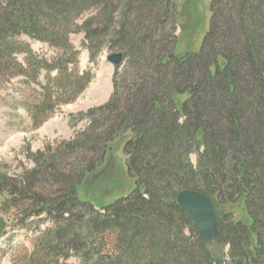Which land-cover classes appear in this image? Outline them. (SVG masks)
<instances>
[{"label":"trees","instance_id":"obj_1","mask_svg":"<svg viewBox=\"0 0 264 264\" xmlns=\"http://www.w3.org/2000/svg\"><path fill=\"white\" fill-rule=\"evenodd\" d=\"M175 7L0 0V87L23 78L36 124L92 78L69 72L79 56L73 34H83L93 62L106 48L126 60L111 97L81 113L87 124L75 137L30 154L34 166L21 176L0 171V238L37 234L20 264H264V0H210L202 48L184 56L175 52ZM128 132L122 151L134 187L108 203L82 199L79 186ZM185 189L225 206L220 244H205L178 204Z\"/></svg>","mask_w":264,"mask_h":264},{"label":"rangeland","instance_id":"obj_2","mask_svg":"<svg viewBox=\"0 0 264 264\" xmlns=\"http://www.w3.org/2000/svg\"><path fill=\"white\" fill-rule=\"evenodd\" d=\"M175 1L176 55L200 51L210 25V0ZM82 39V33L71 36V43L79 51V56L78 62L71 65L69 72L77 75L88 72L92 78L73 102L58 106L40 124L34 123L27 111L28 105L31 107L34 103V98L22 77L0 87V171L10 177L21 176L24 170L33 168L30 154L43 151L47 145L56 146L63 140L75 137L87 124L81 113L104 104L111 97L115 71L106 58L116 50L106 48L93 62ZM31 46L34 52L46 59L54 56V50L41 42L31 41ZM23 58L21 54L19 60ZM124 64L126 60L121 70ZM41 78L44 79L43 76ZM129 135L128 132L126 137L117 140L106 161L86 176L78 188L82 199L95 204L108 203L134 187L133 180L127 176L126 156L122 151L123 142ZM191 162L196 164L197 154L191 155ZM6 196H0V201L1 197ZM242 206L239 204V207ZM4 221L8 222L6 219ZM36 236L34 231L17 229L1 237L0 264H20L35 246Z\"/></svg>","mask_w":264,"mask_h":264},{"label":"water","instance_id":"obj_3","mask_svg":"<svg viewBox=\"0 0 264 264\" xmlns=\"http://www.w3.org/2000/svg\"><path fill=\"white\" fill-rule=\"evenodd\" d=\"M107 60L119 67L125 60V51L111 52L107 55ZM177 202L192 219L194 227L206 244L222 242L221 220L226 209L215 196L185 189L177 195Z\"/></svg>","mask_w":264,"mask_h":264},{"label":"bare ground","instance_id":"obj_4","mask_svg":"<svg viewBox=\"0 0 264 264\" xmlns=\"http://www.w3.org/2000/svg\"><path fill=\"white\" fill-rule=\"evenodd\" d=\"M194 190V189H193Z\"/></svg>","mask_w":264,"mask_h":264}]
</instances>
